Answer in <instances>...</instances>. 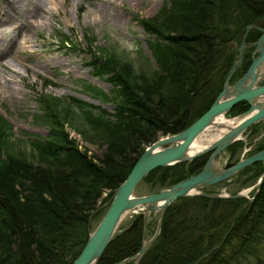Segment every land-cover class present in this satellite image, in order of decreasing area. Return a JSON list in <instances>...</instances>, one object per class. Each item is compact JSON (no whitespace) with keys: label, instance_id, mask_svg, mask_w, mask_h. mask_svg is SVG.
Segmentation results:
<instances>
[{"label":"trees","instance_id":"trees-1","mask_svg":"<svg viewBox=\"0 0 264 264\" xmlns=\"http://www.w3.org/2000/svg\"><path fill=\"white\" fill-rule=\"evenodd\" d=\"M263 4L264 0H169L157 19L141 20L153 35L147 47L155 67L149 72L135 75L128 64L119 67L105 58L101 64L94 55V72L105 70L116 86L111 118L103 111L94 116L84 110L85 118L106 132L99 158L80 149L63 131L32 138L28 156L14 154L5 150L0 121V264H71L92 230L91 216L101 218L115 187L144 147L186 128L214 101L237 58L245 27H258L248 30L246 44L264 28ZM252 48L245 45L229 82L244 73ZM247 107L239 102L228 112L235 115ZM206 156L156 167L140 182L147 193L158 191L196 173ZM262 170L257 161L238 173L250 172L243 180L247 184ZM215 185L203 190L210 192ZM105 190L107 202L96 210ZM149 223L143 212L134 213L95 264H115L134 254ZM136 264H264V178L252 200L199 194L172 200L158 235Z\"/></svg>","mask_w":264,"mask_h":264},{"label":"rangeland","instance_id":"rangeland-1","mask_svg":"<svg viewBox=\"0 0 264 264\" xmlns=\"http://www.w3.org/2000/svg\"><path fill=\"white\" fill-rule=\"evenodd\" d=\"M8 1L10 5L0 0V10L9 8L16 23L0 22V121L5 130V150L28 156L32 138L63 131L80 149L99 158L105 150L106 132L99 124L88 121L84 110L88 108L94 116L103 111L104 117H110L116 86L107 79L105 70L94 72V55L101 64L104 58L113 59L119 67L128 64L135 75L151 71L155 62L147 42L153 35L143 28L141 20L157 19L169 0ZM249 45L253 51L254 45ZM228 111L222 116H234ZM253 125L218 154L217 166L222 168L225 163L246 157L258 143H263L264 120ZM211 132L212 125L197 136V141ZM239 171L211 186L210 192L228 195L245 191L244 195L250 197L257 179L246 184L243 180L250 172ZM147 191L145 183L140 182L133 194ZM107 192H102L96 210L106 204L103 198ZM141 208L124 212L116 232L127 226L134 213L143 211L150 222L143 238L147 241L155 230L158 210ZM98 220L99 214L91 216L92 230Z\"/></svg>","mask_w":264,"mask_h":264},{"label":"water","instance_id":"water-1","mask_svg":"<svg viewBox=\"0 0 264 264\" xmlns=\"http://www.w3.org/2000/svg\"><path fill=\"white\" fill-rule=\"evenodd\" d=\"M253 27L257 26L248 24L245 27L243 39L238 46L237 58L232 62L222 89L214 101L186 128L173 134L161 136L144 147L133 162L126 177L115 187L109 205L89 233L84 245L71 264H95L116 232L115 229L122 214L130 209L141 206L142 210H158L155 230L147 241L142 242L140 248L134 254L121 259L118 263H122L128 258H133L132 264H136L140 256L158 235L166 206L177 197L199 194L208 197H245L248 200L253 199L264 178V144L260 150L232 164H224L222 168L216 164L218 154L231 142L239 139L241 132L246 127L257 121L264 120V28H260L261 33L256 41L253 42L254 49L247 69L235 81L229 83V78L242 60L245 35ZM239 102H245L248 107L230 118L240 117V120L228 127L224 133L203 149L188 154L187 149L192 141L212 124V120L216 116L224 114ZM203 154H207L206 159L203 166L196 173L158 191L143 195L133 194L140 180L152 169L177 162L189 161ZM257 161L262 163L263 170L253 185L254 191L250 197H246L244 191L221 195L217 192L202 190L209 185L227 179L241 168Z\"/></svg>","mask_w":264,"mask_h":264},{"label":"bare ground","instance_id":"bare-ground-1","mask_svg":"<svg viewBox=\"0 0 264 264\" xmlns=\"http://www.w3.org/2000/svg\"><path fill=\"white\" fill-rule=\"evenodd\" d=\"M6 4L10 5V1L7 0ZM7 9V5H6ZM0 22L10 23V25L15 24L16 21L13 20L12 15H10L9 8L6 10H0ZM264 67V66H263ZM240 120V117L236 118H226L222 115L216 116L212 120L213 132L207 135V137L202 141H197V138L192 141L187 149V153H194L203 149L206 145L217 139L222 133H224L228 127L234 125ZM245 192V191H244Z\"/></svg>","mask_w":264,"mask_h":264},{"label":"flooded vegetation","instance_id":"flooded-vegetation-1","mask_svg":"<svg viewBox=\"0 0 264 264\" xmlns=\"http://www.w3.org/2000/svg\"><path fill=\"white\" fill-rule=\"evenodd\" d=\"M252 43H253V42H251V43H248V45H249V44H252ZM255 54H256V53H254V55H255ZM251 56H252V51H251Z\"/></svg>","mask_w":264,"mask_h":264}]
</instances>
